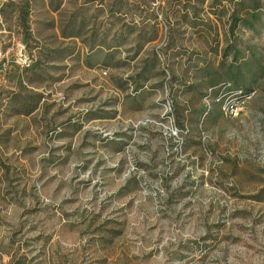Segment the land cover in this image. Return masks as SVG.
Returning a JSON list of instances; mask_svg holds the SVG:
<instances>
[{
	"label": "rangeland",
	"instance_id": "rangeland-1",
	"mask_svg": "<svg viewBox=\"0 0 264 264\" xmlns=\"http://www.w3.org/2000/svg\"><path fill=\"white\" fill-rule=\"evenodd\" d=\"M249 5L0 0V264H264Z\"/></svg>",
	"mask_w": 264,
	"mask_h": 264
},
{
	"label": "trees",
	"instance_id": "trees-1",
	"mask_svg": "<svg viewBox=\"0 0 264 264\" xmlns=\"http://www.w3.org/2000/svg\"><path fill=\"white\" fill-rule=\"evenodd\" d=\"M264 8V0H250L249 9L245 13V16L234 17V21L236 22V25H239V23H243L244 25L248 26L249 28H254L256 26V23L260 20L262 16V11ZM9 64V62H8ZM8 66V65H7ZM5 66V69L7 68ZM4 68V67H3ZM2 68V69H3ZM243 90H240L239 93H242ZM250 92H245L243 96H247Z\"/></svg>",
	"mask_w": 264,
	"mask_h": 264
},
{
	"label": "built area",
	"instance_id": "built-area-1",
	"mask_svg": "<svg viewBox=\"0 0 264 264\" xmlns=\"http://www.w3.org/2000/svg\"><path fill=\"white\" fill-rule=\"evenodd\" d=\"M8 53L9 52H7L6 50L0 47V71L2 70L3 67L5 68V66L8 65V62H9ZM249 97H250V94L245 96V98H242L241 100H239L237 103L231 104L230 105L231 110L229 111V113L233 116H238L240 111L246 106V102H247V99H249Z\"/></svg>",
	"mask_w": 264,
	"mask_h": 264
}]
</instances>
